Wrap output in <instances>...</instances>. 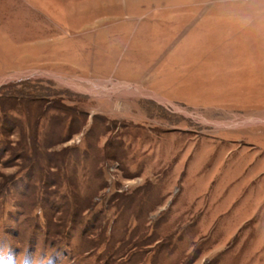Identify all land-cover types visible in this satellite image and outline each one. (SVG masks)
Listing matches in <instances>:
<instances>
[{
    "label": "rangeland",
    "instance_id": "obj_1",
    "mask_svg": "<svg viewBox=\"0 0 264 264\" xmlns=\"http://www.w3.org/2000/svg\"><path fill=\"white\" fill-rule=\"evenodd\" d=\"M0 264H264V0H0Z\"/></svg>",
    "mask_w": 264,
    "mask_h": 264
}]
</instances>
